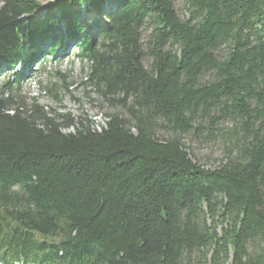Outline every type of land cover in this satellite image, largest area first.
Wrapping results in <instances>:
<instances>
[{
    "label": "trees",
    "instance_id": "obj_1",
    "mask_svg": "<svg viewBox=\"0 0 264 264\" xmlns=\"http://www.w3.org/2000/svg\"><path fill=\"white\" fill-rule=\"evenodd\" d=\"M40 1L0 7V69L23 68L0 85L4 261L264 264V0H184L188 19L176 0H113L93 31L75 6L105 0L37 21ZM66 40L112 108L100 132L19 95ZM186 138L220 148V166Z\"/></svg>",
    "mask_w": 264,
    "mask_h": 264
},
{
    "label": "rangeland",
    "instance_id": "obj_2",
    "mask_svg": "<svg viewBox=\"0 0 264 264\" xmlns=\"http://www.w3.org/2000/svg\"><path fill=\"white\" fill-rule=\"evenodd\" d=\"M62 0H42L41 7L36 14L37 21H44L51 8L50 5L60 3ZM0 0V7L2 6ZM58 5V4H57ZM88 3L75 6L76 11L81 14L82 23L90 31L97 27V23L101 21L106 25L107 19L105 14L111 13L117 9V3L113 0H105L102 8L95 11ZM50 7V8H49ZM176 11L182 19H188L189 13L184 7V0L175 1ZM60 11V9H58ZM51 12V13H52ZM78 13V14H79ZM95 24V25H94ZM148 36V33H145ZM64 42H67L64 41ZM66 50L62 55L56 58L48 59L44 67L40 69L32 79L23 84L19 95L29 99H35L38 104L43 106L47 112L55 111L58 114H72L75 117L86 116L95 124L96 131H101L106 127L107 115L109 110L102 104V100L90 93V89L85 90L84 83L86 82L87 67L82 64L74 55L73 50ZM72 54V55H71ZM51 58L50 56H47ZM45 71V72H44ZM4 72V71H3ZM19 67L14 70H9L7 73L0 75V85L2 82L10 80L13 82L16 73H19ZM59 73V75H58ZM64 76V78L62 77ZM63 85V87H62ZM55 91V92H54ZM56 98H54L53 96ZM65 133H72L73 129L64 130ZM186 147L192 153L193 159L206 169L218 168L222 162V153L220 148L208 146L198 141H191L186 138Z\"/></svg>",
    "mask_w": 264,
    "mask_h": 264
},
{
    "label": "water",
    "instance_id": "obj_3",
    "mask_svg": "<svg viewBox=\"0 0 264 264\" xmlns=\"http://www.w3.org/2000/svg\"><path fill=\"white\" fill-rule=\"evenodd\" d=\"M61 231H63V229Z\"/></svg>",
    "mask_w": 264,
    "mask_h": 264
}]
</instances>
